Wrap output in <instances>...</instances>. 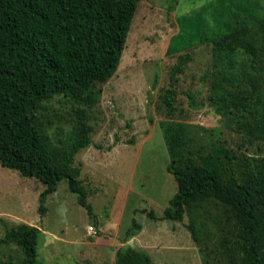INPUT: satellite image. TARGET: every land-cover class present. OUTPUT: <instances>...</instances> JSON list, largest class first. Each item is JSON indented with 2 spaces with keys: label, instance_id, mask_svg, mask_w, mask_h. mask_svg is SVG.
<instances>
[{
  "label": "trees",
  "instance_id": "trees-1",
  "mask_svg": "<svg viewBox=\"0 0 264 264\" xmlns=\"http://www.w3.org/2000/svg\"><path fill=\"white\" fill-rule=\"evenodd\" d=\"M139 3L0 0V163L43 182L41 214L63 179L94 214L88 188L79 178L81 166L75 164L77 152L92 142L94 127L86 108L77 107L72 128L58 143L46 131L42 110L57 95L88 107L99 101L98 84L118 70ZM177 21L179 30L167 49L180 53L173 69L182 71L193 49L209 45L211 62L201 78L209 81L211 106L228 128L262 149L264 0H207ZM171 86L163 95L161 127L178 190L161 218L182 221L189 216L204 264H264V157L244 156L214 142L208 148L190 137V125L175 118ZM189 96L196 104L195 95ZM144 211L156 218L154 210ZM134 226L142 227L136 221ZM39 235L36 225L21 222L6 230L0 246L18 245L24 254L19 264H44L38 258ZM116 264L156 263L127 244L117 249Z\"/></svg>",
  "mask_w": 264,
  "mask_h": 264
},
{
  "label": "rangeland",
  "instance_id": "rangeland-1",
  "mask_svg": "<svg viewBox=\"0 0 264 264\" xmlns=\"http://www.w3.org/2000/svg\"><path fill=\"white\" fill-rule=\"evenodd\" d=\"M206 1L140 0L118 70L109 81L98 84L102 89L99 101L88 107L57 95L45 103L42 118L55 143L66 138L77 107L86 108L94 127L92 142L77 152L75 164L81 166L79 178L88 188L87 202L94 214L78 202V194L69 190L67 179L61 180L58 189L47 197V210L41 214L38 192L43 182L0 163V237L8 228L26 222L42 230L38 250L44 264H90L82 252L95 248L110 251L108 264H114L111 247L83 242L105 240L109 233L118 240L127 238L129 232L140 230L134 226L136 221L145 229L140 238L150 241L144 246L136 242L129 245L148 253L156 264H204L188 227L189 216L186 214L182 221L161 218L178 190L175 176L165 173L172 159L161 127L166 115V89L172 85L175 118L190 125V137L201 139L208 148L214 142L244 156L264 157V144L259 149L257 143L228 128L210 104L209 81L201 78L211 62L209 45L199 44L193 49L182 71L173 69L180 53L169 54L167 49L179 30L177 19ZM189 93L195 95L196 104H191ZM129 183L133 192L119 219L120 193ZM97 188L100 191L96 192ZM135 207L138 210L134 212ZM144 210H154L156 218ZM97 221L102 235H89L88 226L96 228ZM23 256L14 243L0 246V264H19Z\"/></svg>",
  "mask_w": 264,
  "mask_h": 264
},
{
  "label": "crops",
  "instance_id": "crops-1",
  "mask_svg": "<svg viewBox=\"0 0 264 264\" xmlns=\"http://www.w3.org/2000/svg\"><path fill=\"white\" fill-rule=\"evenodd\" d=\"M134 172H136V170ZM165 173H166V175L169 176L170 171L168 170V167H167V171ZM42 187L43 188L41 189V191L38 192V194L44 190L45 185ZM132 189H133L132 185H131V183H129V186L125 189V191H122L120 193V195H121L120 200H119L120 202L118 204V206H120V218L119 219H121L123 217L124 211L129 204L130 196H131V193L133 192ZM145 189L147 191L149 189V187L147 186L146 183H145ZM95 191L96 192L100 191V188H97ZM36 196H37V194H36ZM133 210L135 212L138 210V208L135 207ZM115 211L118 213L119 209H115ZM90 225H93V224H90ZM38 228L40 229V227H38ZM96 228L99 230L100 235H102L103 231L101 230L100 223L98 221L96 222ZM41 231L42 230L40 229V233H41ZM144 231H145V229L142 226L138 232H135L132 236H129L127 238H123V239L120 238L118 240V237L116 235H112L111 233H109V236H107L105 240H101V241L96 240V241H92V243H87V242H83V243H84V245H93V244L99 243L101 245L108 246V248L111 247V250H112L111 252H113V261H114V264H116L115 263L116 262V251L121 246L131 244L132 242H136L140 246H144V245L148 244V242L150 241V238L149 239L144 238V240H142V238H140V236L143 235ZM94 238H96V237H94ZM117 241H118V243H117ZM38 245H39V241H38ZM86 251H87L86 249L83 250L82 257L86 260L87 263H90V264L91 263L92 264H108V260H109L108 254L110 253V251H104V250L98 249V248L93 249V251H88V252H86ZM85 252H86V254H83ZM114 254H115V257H114ZM39 256H40V253L38 250V258H40Z\"/></svg>",
  "mask_w": 264,
  "mask_h": 264
},
{
  "label": "built area",
  "instance_id": "built-area-1",
  "mask_svg": "<svg viewBox=\"0 0 264 264\" xmlns=\"http://www.w3.org/2000/svg\"><path fill=\"white\" fill-rule=\"evenodd\" d=\"M88 233L92 236H96L98 234V230L93 225H89Z\"/></svg>",
  "mask_w": 264,
  "mask_h": 264
},
{
  "label": "clouds",
  "instance_id": "clouds-1",
  "mask_svg": "<svg viewBox=\"0 0 264 264\" xmlns=\"http://www.w3.org/2000/svg\"><path fill=\"white\" fill-rule=\"evenodd\" d=\"M98 230V229H97ZM98 234H99V231H98ZM98 234L96 236H98ZM90 235V234H89Z\"/></svg>",
  "mask_w": 264,
  "mask_h": 264
}]
</instances>
